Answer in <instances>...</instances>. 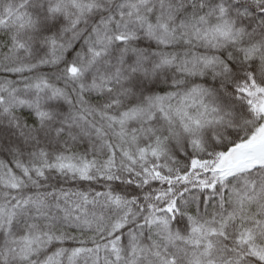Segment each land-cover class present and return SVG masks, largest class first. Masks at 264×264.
<instances>
[{
  "label": "snow or ice",
  "instance_id": "1",
  "mask_svg": "<svg viewBox=\"0 0 264 264\" xmlns=\"http://www.w3.org/2000/svg\"><path fill=\"white\" fill-rule=\"evenodd\" d=\"M0 264H264V0H0Z\"/></svg>",
  "mask_w": 264,
  "mask_h": 264
}]
</instances>
